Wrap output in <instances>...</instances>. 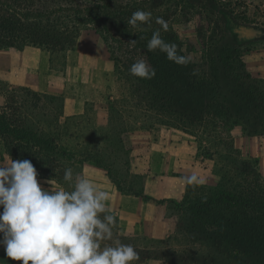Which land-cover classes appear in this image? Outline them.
I'll use <instances>...</instances> for the list:
<instances>
[{
    "label": "trees",
    "instance_id": "trees-1",
    "mask_svg": "<svg viewBox=\"0 0 264 264\" xmlns=\"http://www.w3.org/2000/svg\"><path fill=\"white\" fill-rule=\"evenodd\" d=\"M180 1L169 0L165 7L161 0H0V50L32 46L51 54H63L73 51L83 36H94L97 42L107 46L113 61H119V56L123 58L131 88L141 94L152 109L169 113L173 109V97L166 79L161 74L152 79L140 78L133 76L129 69L141 56L154 68L159 66L158 71L172 69L165 53L159 49L147 52L146 46L158 29L165 42L178 45L176 34L170 29L164 31L155 20L156 17L173 19L181 7ZM137 10L152 13L150 26L127 24ZM131 41L136 43H129ZM248 51L235 45H222L217 59L242 96H248L264 115V81L253 78L247 71L244 55ZM6 92L10 96L0 105V143L7 156L13 160H30L39 176L44 177L52 175L58 158L76 160L77 154L68 152L60 144L64 141L61 131L48 120L40 126L33 120L35 110L43 101L58 100L26 88ZM210 110L219 117L232 116L230 107L223 102L212 103ZM60 115L58 110L56 119ZM48 125L54 128L49 129ZM110 133L111 129V140L114 137ZM84 158L109 168V175L121 185L109 167L120 160V156L113 160L107 158L111 164L95 154ZM135 194L140 195V192ZM181 205L184 226H180V232L187 238L189 248L181 255L170 254L174 264H264V194L222 187L207 196L185 197ZM194 246H199L200 251L195 252Z\"/></svg>",
    "mask_w": 264,
    "mask_h": 264
},
{
    "label": "rangeland",
    "instance_id": "rangeland-1",
    "mask_svg": "<svg viewBox=\"0 0 264 264\" xmlns=\"http://www.w3.org/2000/svg\"><path fill=\"white\" fill-rule=\"evenodd\" d=\"M161 1L163 6H168L169 0ZM180 2L179 12L168 23L170 31L177 36L178 45L183 49L181 54L190 57V63L186 66L177 65L165 56L172 69L166 68L161 72L158 71L159 66L155 68L156 74H161L171 89L172 112L152 109L127 81L123 58L119 56V61H113L107 46L102 42L98 44L94 36H83L73 51L63 54L43 51L51 64L64 63V67L72 56L92 57V66L96 73H93L91 79L99 85L98 93H113L118 98L114 99L116 107L113 108L112 133L117 135L122 132L120 122L124 118L139 120L142 128L150 131L152 139L159 142V147L164 141L171 140L172 145L198 169L197 174L204 179V183L195 188L188 186L185 197L192 199L207 196L222 187L264 194V157H256L253 153L254 146L250 143V140L256 138L254 145L264 151V115L248 96H242L217 59L218 48L227 44L229 23L246 20L245 1ZM76 66L77 63L73 65ZM10 88L18 89L0 79V105L9 98L6 91H10ZM214 102L226 103L232 116L223 118L215 115L210 110V105ZM60 107V101H43L35 110L36 117L33 120L36 126L48 120L63 133L64 141L60 144L78 157L76 160L69 157L58 158L53 164V173L48 178L58 177L62 180L64 170L81 164L87 154L102 156L107 164H111L109 160L120 155L121 138L110 140L109 129L99 126L94 112L80 120L64 122L55 116ZM53 126L48 125V128L53 129ZM44 127L47 128L45 124ZM6 157L8 156L0 143V162ZM182 201L173 205L179 216L178 236L168 244V247L175 246L179 254L189 248L187 238L180 232V226H184ZM193 250L200 251V247L194 246ZM167 252L171 254L173 250L168 249Z\"/></svg>",
    "mask_w": 264,
    "mask_h": 264
},
{
    "label": "crops",
    "instance_id": "crops-1",
    "mask_svg": "<svg viewBox=\"0 0 264 264\" xmlns=\"http://www.w3.org/2000/svg\"><path fill=\"white\" fill-rule=\"evenodd\" d=\"M244 1L246 20L229 23L226 41L230 45L248 47L249 51L244 55L247 71L253 78L264 81V0ZM91 60V56H72L64 67V63L51 64L40 48H7L0 50V79L9 86L26 88L60 101V119L64 122L94 112L99 126L111 129V137L121 138V159L109 166L121 185L109 175V168L95 160L77 164L73 173H82L110 193L112 213L117 218L114 231L122 242L132 244L140 255V260L133 264H174L167 252L168 249L178 252L175 246L168 247L178 236L179 216L173 205L187 194L189 185L184 177L197 173L198 169L172 145L171 140L164 141L159 147V142L152 139V133L143 129L139 120L124 118L120 122L122 132L112 133L117 96L103 91L98 93L100 87L91 79L96 73ZM74 62L76 67H73ZM255 139L250 140L253 153L262 159L264 151L258 146L259 152L254 145ZM38 176L45 188L53 187L46 183L53 179L57 186L68 187L58 177ZM134 192H140V195ZM0 264H22V261L8 258L0 247Z\"/></svg>",
    "mask_w": 264,
    "mask_h": 264
},
{
    "label": "clouds",
    "instance_id": "clouds-1",
    "mask_svg": "<svg viewBox=\"0 0 264 264\" xmlns=\"http://www.w3.org/2000/svg\"><path fill=\"white\" fill-rule=\"evenodd\" d=\"M126 22L133 27L150 26L152 13L134 11ZM155 22L168 31L163 17ZM146 49H159L177 65L190 63L179 45L162 39L159 29ZM129 71L144 79L156 76V69L144 58L137 59ZM37 176L28 159L13 160L9 155L0 162V247L8 258L22 264H133L140 260L137 249L114 231L117 218L107 190L82 173L74 175L71 167L63 173L67 188L57 186L54 179L46 182L53 187L45 188ZM184 181L193 188L204 183L195 172Z\"/></svg>",
    "mask_w": 264,
    "mask_h": 264
}]
</instances>
